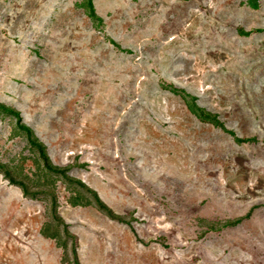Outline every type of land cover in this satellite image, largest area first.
<instances>
[{"label":"rangeland","instance_id":"obj_1","mask_svg":"<svg viewBox=\"0 0 264 264\" xmlns=\"http://www.w3.org/2000/svg\"><path fill=\"white\" fill-rule=\"evenodd\" d=\"M93 4L0 0V103L126 223L0 110V264H72L53 197L81 264H264V0Z\"/></svg>","mask_w":264,"mask_h":264},{"label":"trees","instance_id":"obj_2","mask_svg":"<svg viewBox=\"0 0 264 264\" xmlns=\"http://www.w3.org/2000/svg\"><path fill=\"white\" fill-rule=\"evenodd\" d=\"M88 8H89V16L92 19H97L98 16L96 14L95 8H94V4H93V0H88ZM244 33V32H243ZM0 110L7 112L8 114L14 116L16 118L17 121V125L18 127L23 130L27 136V139L30 143L31 146H33L34 148L37 149L41 159L43 160L44 166L45 168L55 174L60 175L63 179H65L68 182L77 184L79 187H81L83 190H85L86 192H88L94 199L95 205L97 206L98 209H100L101 211H103L109 218L113 219V220H117L119 222L122 223H126L124 218L117 215L99 196V194L97 193V191H95L94 189H92L91 187L87 186L84 182H82L81 180H78L76 178H73L71 176L68 175V169L67 168H63L60 166H57L55 164H53V162L51 161V159L48 156V153L46 151V146L44 143H42L37 136L35 135L34 131L27 126L26 124L23 123L22 118L20 113L11 107H8L2 103H0ZM199 115L202 119L211 121L214 125L223 127V124L220 123L217 119V116L214 114H211L209 112H207L204 109L199 108L198 109ZM3 166H0V169ZM5 168V167H4ZM5 173V177L9 180V182L11 184L14 185H18L19 187H21L23 194L25 196H29L30 192L27 188V186H25V184L23 182L17 181L15 180L11 173L5 168L4 170ZM56 198L53 197V217L54 219L59 223V224H63L65 229H64V233L66 235L67 238H71L73 240V246H72V264H81L78 258V254H77V236L72 234L69 229L68 226L65 225V220L60 217V215L57 212V202H56ZM42 234L45 238L47 239H59L60 238V234L59 232H56L55 234L49 235L48 233H46V230H44V228L42 229ZM66 264H70L66 263Z\"/></svg>","mask_w":264,"mask_h":264}]
</instances>
